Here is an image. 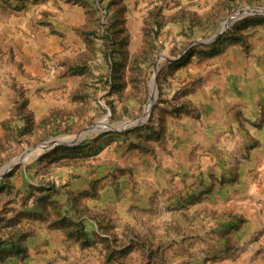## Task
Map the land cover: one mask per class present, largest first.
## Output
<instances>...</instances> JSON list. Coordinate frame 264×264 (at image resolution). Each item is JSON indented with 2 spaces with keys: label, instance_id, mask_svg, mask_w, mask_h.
Instances as JSON below:
<instances>
[{
  "label": "rangeland",
  "instance_id": "rangeland-1",
  "mask_svg": "<svg viewBox=\"0 0 264 264\" xmlns=\"http://www.w3.org/2000/svg\"><path fill=\"white\" fill-rule=\"evenodd\" d=\"M244 8L0 0V264H226L248 206L210 111L253 65L264 13L216 34Z\"/></svg>",
  "mask_w": 264,
  "mask_h": 264
},
{
  "label": "crops",
  "instance_id": "crops-1",
  "mask_svg": "<svg viewBox=\"0 0 264 264\" xmlns=\"http://www.w3.org/2000/svg\"><path fill=\"white\" fill-rule=\"evenodd\" d=\"M254 52L252 68L245 74L235 68L224 99L210 111L211 123H218L220 130L216 149L223 156L217 179L222 173L231 179L237 173L220 197L248 206L241 210L245 221L226 264H264V30L256 37ZM207 178L206 187L211 184Z\"/></svg>",
  "mask_w": 264,
  "mask_h": 264
},
{
  "label": "water",
  "instance_id": "water-1",
  "mask_svg": "<svg viewBox=\"0 0 264 264\" xmlns=\"http://www.w3.org/2000/svg\"><path fill=\"white\" fill-rule=\"evenodd\" d=\"M255 10V9H254ZM264 13V9L263 10H260V12L259 13ZM244 13H246V14H254L253 13V9H251V8H244V9H242V10H240V11H238L236 14H234V16L233 17H231V19L229 20V21H227V22H224L223 23V25H222V27L221 28H219V30H218V32L216 33L217 35L218 34H220L221 32H223L224 30H225V28L229 25V22L230 21H233V20H235L238 16V18H240L241 17V15L242 14H244ZM256 13V12H255ZM258 13V12H257ZM155 78H154V76L152 77V79H151V82H150V86L152 87V85L153 84H155V80H154ZM156 97V87L154 88V91L152 92V96H151V99H150V101L151 102H154V98ZM146 116H147V113H145L143 116H142V118H140V119H138V120H136V122L137 121H139V120H145L146 119ZM90 132V129H87V130H84V131H82L80 134H78L77 136H74V139L75 140H73V139H71V140H64V141H58V139L57 140H55L54 142H53V145H55V144H69L70 142H75V141H80L81 139H83L88 133ZM73 138V137H72ZM53 145H41V146H39L38 148H37V151H40V150H43V149H45V148H50V147H52ZM7 170V168H3L2 170H0V176L5 172Z\"/></svg>",
  "mask_w": 264,
  "mask_h": 264
},
{
  "label": "bare ground",
  "instance_id": "bare-ground-1",
  "mask_svg": "<svg viewBox=\"0 0 264 264\" xmlns=\"http://www.w3.org/2000/svg\"><path fill=\"white\" fill-rule=\"evenodd\" d=\"M255 12H260V10H257V9L254 10V9H253V13H255ZM154 87H155V84H153L152 87H151L152 92L154 91ZM145 113H146V112H145ZM106 128H107V127H106ZM115 128H122V127L117 126V127H115ZM71 139L75 140L74 137H73V138H60V139H58V141L71 140Z\"/></svg>",
  "mask_w": 264,
  "mask_h": 264
}]
</instances>
